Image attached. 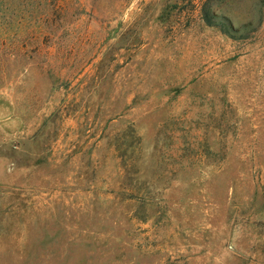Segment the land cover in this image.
I'll list each match as a JSON object with an SVG mask.
<instances>
[{"label":"rangeland","instance_id":"1","mask_svg":"<svg viewBox=\"0 0 264 264\" xmlns=\"http://www.w3.org/2000/svg\"><path fill=\"white\" fill-rule=\"evenodd\" d=\"M0 264H264V0H0Z\"/></svg>","mask_w":264,"mask_h":264},{"label":"trees","instance_id":"2","mask_svg":"<svg viewBox=\"0 0 264 264\" xmlns=\"http://www.w3.org/2000/svg\"><path fill=\"white\" fill-rule=\"evenodd\" d=\"M205 15V20H207L208 23H211V20L213 19L212 17H214L215 15H210L208 12L204 13Z\"/></svg>","mask_w":264,"mask_h":264}]
</instances>
